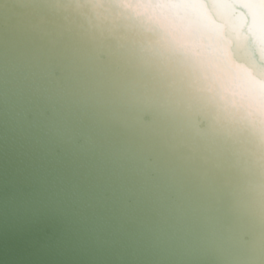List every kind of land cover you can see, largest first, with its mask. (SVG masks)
Here are the masks:
<instances>
[{
	"label": "water",
	"instance_id": "1",
	"mask_svg": "<svg viewBox=\"0 0 264 264\" xmlns=\"http://www.w3.org/2000/svg\"><path fill=\"white\" fill-rule=\"evenodd\" d=\"M154 1L0 0V264H264L261 102Z\"/></svg>",
	"mask_w": 264,
	"mask_h": 264
},
{
	"label": "bare ground",
	"instance_id": "2",
	"mask_svg": "<svg viewBox=\"0 0 264 264\" xmlns=\"http://www.w3.org/2000/svg\"><path fill=\"white\" fill-rule=\"evenodd\" d=\"M234 1L247 8L251 17L249 31L254 35L256 42L263 44L258 45L264 59V0ZM154 2L151 4L153 12L158 10V14L155 13L160 18L158 20L168 28H173L176 36L188 46L200 48L204 56L211 54L207 61L228 79L231 80L233 76L239 92H247L257 103L260 101L264 114V102L259 99V96L264 97V69L252 61L248 35L239 29L246 18L242 13L234 14V3L228 0H211L212 5L209 7L204 0ZM233 42L236 44L234 50L242 57L239 62L234 59L230 48ZM255 110L262 115L259 108Z\"/></svg>",
	"mask_w": 264,
	"mask_h": 264
}]
</instances>
